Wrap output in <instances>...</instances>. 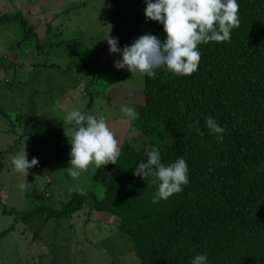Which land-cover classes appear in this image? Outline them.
I'll use <instances>...</instances> for the list:
<instances>
[{
	"label": "trees",
	"instance_id": "trees-1",
	"mask_svg": "<svg viewBox=\"0 0 264 264\" xmlns=\"http://www.w3.org/2000/svg\"><path fill=\"white\" fill-rule=\"evenodd\" d=\"M13 1L0 0L10 10H0V24L16 21L23 40L38 38L22 13L7 14ZM107 1L119 48L145 34L166 39L163 25L146 18V0ZM237 2L239 26L229 41L198 44L201 59L191 76L162 69L155 78L144 74L145 101L138 100L140 117L131 121L139 147L124 141L117 163L102 166L107 180L101 199L74 192L60 209L42 203L18 215L59 221L90 203V214L117 221L140 264H191L197 253H206L207 264H264V0ZM82 64L75 67L96 73L91 60ZM206 116L225 128L222 143L205 127ZM197 120L204 135L189 127ZM151 147L160 149L166 166L179 157L188 165V184L158 203H152L158 181L149 186L134 175ZM11 153L0 150V174Z\"/></svg>",
	"mask_w": 264,
	"mask_h": 264
},
{
	"label": "rangeland",
	"instance_id": "rangeland-1",
	"mask_svg": "<svg viewBox=\"0 0 264 264\" xmlns=\"http://www.w3.org/2000/svg\"><path fill=\"white\" fill-rule=\"evenodd\" d=\"M9 5L7 14L22 13L38 38L23 40L16 21L0 24V150L12 149L7 158L25 151L29 162L36 158L38 164L26 176L8 158L0 174V264H140L117 221L90 214V203L59 221L18 215L42 203L60 209L76 185L104 196L102 167L90 164L75 179L63 171L70 166L74 122L66 116L72 110L104 116L118 147L124 141L134 145L139 137L120 109L144 103V74L115 67L122 57L110 53L105 40L112 36L108 1L14 0ZM90 60L96 73L75 67Z\"/></svg>",
	"mask_w": 264,
	"mask_h": 264
},
{
	"label": "clouds",
	"instance_id": "clouds-1",
	"mask_svg": "<svg viewBox=\"0 0 264 264\" xmlns=\"http://www.w3.org/2000/svg\"><path fill=\"white\" fill-rule=\"evenodd\" d=\"M146 5V18L163 25L166 39L161 41L155 35L145 34L137 38L131 46L125 45L121 49L118 47V38L109 34L105 40L110 53L122 57V60L114 61L118 70L127 69L132 73L139 71L150 78H155L157 70L161 69L173 76H191L197 71L201 59V53L197 50L198 44L229 41L231 31L239 26L237 0H156L155 3L153 0H146ZM180 108L183 110V102ZM120 111L129 121L140 117V113L127 105L122 106ZM204 119L209 133L222 143L225 128L211 116ZM66 121L74 122L75 125L69 138L70 166L63 170L70 177L78 178L93 163L97 169L117 163L121 150L104 116H98L92 111L72 110L67 114ZM199 124L197 120L189 127L204 135ZM135 131L133 129V134ZM147 156L146 162L141 161L135 167L134 175L142 177L149 186L158 181L152 203H158L161 199L167 200L173 194L181 192L183 185L188 184V165L183 157L166 166L161 162L158 147H151ZM12 164L16 172L27 176L28 169L35 167L38 160L33 158L29 162L24 151L13 156ZM69 191L84 194V189L79 185ZM191 264H207L206 253L195 254Z\"/></svg>",
	"mask_w": 264,
	"mask_h": 264
}]
</instances>
